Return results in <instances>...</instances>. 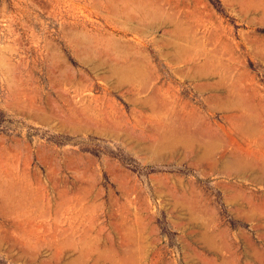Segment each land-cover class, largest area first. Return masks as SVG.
<instances>
[{"label": "rangeland", "instance_id": "1", "mask_svg": "<svg viewBox=\"0 0 264 264\" xmlns=\"http://www.w3.org/2000/svg\"><path fill=\"white\" fill-rule=\"evenodd\" d=\"M143 1L153 19L128 0H0V264H264V229L237 217L234 209L248 208L226 191L264 197L263 187L183 148L162 157L142 150L167 128L219 139L226 147L215 158L235 142L264 146L263 10ZM175 27L183 38L171 35ZM170 42L187 60L208 61L223 87L181 76L188 67L167 57ZM111 64L148 70L149 92L108 81ZM214 96L253 103L259 135L232 142Z\"/></svg>", "mask_w": 264, "mask_h": 264}, {"label": "bare ground", "instance_id": "2", "mask_svg": "<svg viewBox=\"0 0 264 264\" xmlns=\"http://www.w3.org/2000/svg\"><path fill=\"white\" fill-rule=\"evenodd\" d=\"M128 1L133 2L136 5L138 11L142 12V16H143L144 20H146V19L149 20L148 18H152V17L156 16V13H153L152 9L150 8L151 5L149 2L143 1V0H128ZM234 1H236V3L238 2L240 4L244 3V4H247L249 6H254L256 8L260 7L263 10L262 15L264 16V0H234ZM158 3H162V2L160 1ZM166 5H167V3H166ZM175 18H176V16H175ZM170 20L171 19H169V21ZM171 35L173 37L183 38L185 34L178 27H175V29L171 32ZM191 35H193V34L191 33ZM169 44L171 45L172 51L167 54V57L170 58L176 64L183 65V67H188L187 71H186L187 73L185 72V70L178 72L181 76L187 74L190 78H192L194 80L195 79H199L200 81L206 80L207 82L205 84H203L201 86V88L203 87L205 89H211V88L223 87L224 83H222V80L215 78L217 72L211 71V70L208 71V67H209L208 61H206L205 63H203L201 65V63H200L201 61H199V57L195 58L194 60H193V58L187 60L189 58V56H188L187 50L184 47H182L179 44L174 43V42H172V43L170 42ZM181 44H182V42H181ZM191 62H193V64ZM177 69H178V67H177ZM230 72H228V73H230ZM214 78L217 80H215ZM106 79L108 81L112 80L115 85L130 86V85L136 83V84L140 85L142 91L150 90V88H151L150 85L153 82L151 74L146 69H143L141 67L132 68L130 66L115 65V64L108 65V76H106ZM213 79L215 81L210 83V81ZM113 87H115V86L113 85ZM218 97L219 98H217V96H214V100L217 103H219V105H218L219 107L217 106L218 107L217 109H219L221 112H223V115H222L223 120H225V122L228 123V125L230 127V129H224L223 127L219 128V129H224V133L226 132V134L228 136H230V139L232 142L235 141L234 137H233L234 135L247 136L250 139L254 140L253 138H255L256 136L259 135L260 128L257 125L252 124L251 122L252 121L255 122V120H252L253 117L257 118V116H259L258 108H255V105L253 103H239V101H238V103H232V101L227 100V98H224V96L223 97L218 96ZM234 98H232V99H234ZM155 101H156V95H153L147 101H143L141 103V106H143V107L145 105L152 106L153 102H155ZM212 105H215V104L212 103ZM260 109H262V108H260ZM152 110H155V108L152 107ZM156 111H157V109H156ZM158 117H159V115H158ZM169 117H171V116H169ZM103 120H105V119L103 118ZM75 123H78V122H75ZM67 125H69V124H67ZM72 125H70V126H72ZM73 128H74V130L79 129L78 126H73ZM70 132H71V128H70ZM237 136L235 138H238ZM130 137H132V136H130ZM138 141H140V140H137V142ZM244 145H246V144H244ZM255 145H256L257 149L254 150V148L251 149V146L249 147L250 149L244 148V146L235 142V152L231 153V155H228L226 152H223V154L220 157L215 158V156H217L215 154H218L217 152L221 148L226 147V145L224 143L222 144V142L219 141V139H217V138L214 139L210 136L207 137V136H204L202 134L200 136L199 134L197 135L196 133H190V132L185 131V130L180 131V130H176L174 128L173 129L167 128V129L157 130V135L154 138V140H152L151 142L146 143V144L142 143V150L146 151V153L151 154L152 156L162 157V155L165 153L173 155V154L177 153L180 148H183V151L185 149V150L191 151L193 154H195V160L196 161L201 162V163H205L206 166L213 168V170L216 169L217 171H219L222 174L224 173V174H227V176L229 175V177L236 176V177L242 178L243 180L244 179L250 180L255 185L261 186L264 188V149H263L264 146L261 145L259 141H257ZM13 160H14V158H13ZM224 178L228 179V177H224ZM230 183H232V182H230ZM226 191H229L230 194L232 193L231 196L233 197L234 203L240 204V205H242V204L246 205L247 206L246 208H248V210H246V211L239 210L236 208L233 210L234 214L237 217H240L246 221L247 220L251 221L252 219H257V221H258L257 230L261 231L262 229H264V197L259 196V195H252V197H248V196H246V194L248 195V193L245 194L242 190H238V188H235L232 186L230 188H228ZM72 193H73V191H72ZM263 194L264 193H262V195ZM2 198H4V197H2ZM238 208H240V207H238ZM13 209H14V206H13ZM204 215H205V213H204ZM262 236L264 237V234ZM242 237H243L245 243L247 244V246L251 250H253L255 253L256 247L253 244V242L243 233H242ZM214 240L215 239L210 234H208L206 232H203L201 235L202 243L208 247H214L215 246ZM230 242H231V240H230ZM225 243L226 242H224L223 244H225ZM218 244H219V242H218ZM32 245H34V244H32ZM226 245H227V243H226ZM33 250H35V249H33ZM212 250H216V249H212ZM86 254H88V253H86ZM86 254H85V256H86ZM72 258H71V260H72ZM64 262H67V261H64ZM69 262H70V260H69ZM39 264H41V263H39Z\"/></svg>", "mask_w": 264, "mask_h": 264}]
</instances>
